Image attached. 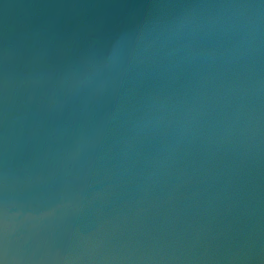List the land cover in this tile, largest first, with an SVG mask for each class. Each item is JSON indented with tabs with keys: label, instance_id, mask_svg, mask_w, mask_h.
Returning <instances> with one entry per match:
<instances>
[{
	"label": "water",
	"instance_id": "water-1",
	"mask_svg": "<svg viewBox=\"0 0 264 264\" xmlns=\"http://www.w3.org/2000/svg\"><path fill=\"white\" fill-rule=\"evenodd\" d=\"M0 264H264V0H0Z\"/></svg>",
	"mask_w": 264,
	"mask_h": 264
}]
</instances>
